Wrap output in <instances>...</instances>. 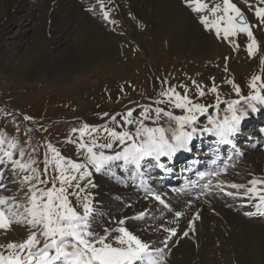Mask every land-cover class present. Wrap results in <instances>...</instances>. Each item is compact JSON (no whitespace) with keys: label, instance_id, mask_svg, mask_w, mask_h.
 <instances>
[{"label":"snow or ice","instance_id":"snow-or-ice-1","mask_svg":"<svg viewBox=\"0 0 264 264\" xmlns=\"http://www.w3.org/2000/svg\"><path fill=\"white\" fill-rule=\"evenodd\" d=\"M183 2L199 15L200 23L205 29L214 31L218 38H221L222 34L224 40H230L238 34H246L247 54L250 58L255 56L259 44L253 26L234 0ZM98 3L102 18L116 23L110 19L109 10L103 0H98ZM244 3L254 8L258 21L256 27H264V0H256L254 6L251 0H244ZM230 42L234 50L239 46L235 41ZM227 59L225 57V61ZM260 64L262 72L250 77V91L247 95H240L241 88L233 80L226 81L232 85L239 99L227 101L226 114L222 119L209 114L207 122L200 126L198 117L208 113V106L194 101L187 86L181 85L184 88L182 94L176 91V86H169L159 92L162 99L155 101L157 107L144 106L141 118H136L133 110L129 109L122 122L117 121L116 117L111 118L117 121L114 128L105 125L101 129L85 123L79 129H71V132L78 133L74 141L78 159L65 157L60 149L46 141L41 167L33 155L39 151L38 148L26 152L14 137H7L0 130V165L11 168L19 189L23 191L22 197L0 195V230L6 232L13 225L25 226L28 229L27 237L21 242L0 244V249H4L0 250V264H166V254L170 250L169 241L177 235L175 227L161 225L166 235L160 241V247L150 245L130 231L125 226L124 218L117 221L113 227L104 226L102 232L97 231V209L89 191L95 187L93 172L112 173L115 162L121 161L119 166L129 171L133 182L139 181L137 187L146 192L145 199L151 197L165 208H169V204L161 195L148 185L144 163L151 158L156 162V167H164L159 163L161 157L170 159L178 151L188 150L190 141L200 133H213L218 144L235 147L233 137L240 132L242 121L264 106V57L261 58ZM227 70L226 64L225 71ZM163 83L167 85L168 82ZM193 84L196 86V94L203 97V88L195 81ZM208 91L217 93L218 89L213 84ZM241 101L246 104V108L238 107ZM164 103L169 104L171 108L182 110V114L176 115L171 110L159 107ZM103 115L107 117L109 114ZM24 119L31 117L25 116ZM146 121H151V124ZM259 131L264 134V127ZM13 150H16V154ZM212 163L215 164V160ZM224 171L225 169L221 168L209 175L218 178ZM211 183L209 181L204 184L203 189L210 190ZM5 187L6 185L0 182V189ZM231 188L241 191L229 192L228 195L247 197L253 202L256 212L264 215V179L254 177L247 185L233 183ZM169 210L171 211L170 208ZM146 214V211H142L132 219L143 220ZM244 214L253 215L251 212ZM174 215L179 218L183 213L176 211ZM197 219H200L198 213L188 222L189 229L194 230V222ZM188 234V231L183 232L184 237Z\"/></svg>","mask_w":264,"mask_h":264},{"label":"bare ground","instance_id":"bare-ground-1","mask_svg":"<svg viewBox=\"0 0 264 264\" xmlns=\"http://www.w3.org/2000/svg\"><path fill=\"white\" fill-rule=\"evenodd\" d=\"M88 1L0 0V10L3 11L4 17L3 21H0V67L6 72H10L11 75L29 76L34 79L42 71L48 72L46 62L50 67L58 64V70L53 71L52 69L50 72L51 79L55 82H62L73 70H82L95 60L112 58L113 45L110 41L105 40L102 29L96 25L98 22H94L92 16L96 11H89V9H97L102 15L98 0H91L94 5H90ZM234 2L246 10L248 15L241 9L249 24L253 26V31L257 32L258 36L263 35L264 38V27H256L258 21L254 14V8L246 5L244 0H234ZM103 3L109 10L111 20L115 21L116 16L119 19L130 14L136 19L140 18L141 21L152 22L153 35L158 45L161 44L162 48L166 43L171 53L186 52L192 48L194 42L200 41L202 38V31L196 23V20H200L199 15L191 11L183 0H103ZM251 3L254 6L256 0H251ZM123 4L127 8L122 7ZM38 5L43 7L45 15L46 29H43V32L46 30L51 36L49 37V46L54 43L55 48L58 49L56 53L48 57L46 56L51 46L45 48L38 44L40 42H32L36 38L29 41L28 37L31 33L28 28L26 32L22 29L17 30L15 35L7 34L6 40L3 36L10 23L19 26L24 21L31 19L33 11ZM43 21L44 19H42ZM106 23L107 25L104 26L109 24L110 28L116 25V23L108 21ZM130 31L134 35L137 33L134 28H131ZM243 35L246 36V34ZM247 43L248 40L244 42L242 51L236 56L237 60L255 58L248 56ZM23 45L27 47V52H20V47ZM203 47L204 49L200 51L203 55H207L212 50L210 41ZM194 49L195 52H198L197 48ZM226 109L219 111L220 118L217 113L213 114L217 119H222L226 114ZM260 109H264V106H261ZM8 126L13 128L17 124L12 121ZM255 132L256 130L252 133ZM252 133L249 142L242 145L245 153H251L250 158L246 161H238L239 158L237 159L234 152L230 155L231 159L233 158L237 162L238 175L235 180L245 185L254 177L264 179V140ZM236 137H238V133ZM16 140L21 147L25 148L26 152H32L31 146L34 144L28 133L19 131ZM255 144L257 147L253 148ZM13 151L16 154V150ZM33 155L35 156L36 152ZM115 163L112 175L111 173L93 172L92 180L95 187L90 191L92 202L97 209L96 224L99 228L97 231L102 232L104 226L113 227L117 221L124 218L125 226L130 231L150 245L155 244L160 247V241L166 235L161 225L175 227L177 235L169 241L170 250L166 254V264H264V215L256 212L253 202L247 197L233 195L232 198L236 201L231 203L217 198L215 193H209V190L204 196L179 194L164 188L156 190L157 194L161 195L169 204L170 211L169 208H165L151 197L145 199L146 193L142 188L137 187L139 181L133 182L130 178L131 173L119 166L121 161ZM144 168L149 172L148 161L144 163ZM1 169L0 182L6 173L13 174L10 167L2 165ZM224 177L223 175L218 177L215 181L216 184L221 186L222 190L231 189V193H236L231 188V182H226L224 180L226 177ZM237 191L241 190L237 189ZM108 199H111L112 203L114 202L112 205L109 203L111 206L104 205ZM142 211L147 213L143 220L132 219ZM176 211L182 212L183 215L179 218L175 217ZM245 212H251L253 215L246 216ZM197 213L200 215V219L195 220L194 230L189 229L188 220H192ZM256 219L259 220L256 221ZM184 231H188L187 237L183 236ZM8 232V236L6 235L8 238H1L0 244L21 242L28 235V229L25 226L13 225Z\"/></svg>","mask_w":264,"mask_h":264},{"label":"rangeland","instance_id":"rangeland-1","mask_svg":"<svg viewBox=\"0 0 264 264\" xmlns=\"http://www.w3.org/2000/svg\"><path fill=\"white\" fill-rule=\"evenodd\" d=\"M88 2L90 5H94L91 0ZM122 7L126 6L123 4ZM34 10L31 19L24 21L21 25L16 26L10 23L3 36L6 40L7 34L15 35L17 30L22 29L26 32L28 28L31 33L28 37L29 41L36 38L32 42H40L38 44L45 48L52 47L48 49L46 56L48 57L56 53L58 49L55 48L54 43L49 46V37L51 36L46 30L43 32V29H46L43 7L38 5ZM95 11L92 16L94 22H98L96 25L102 29L105 40L110 41L113 45L112 58L95 60L82 70H73L62 82H55L51 79L50 72L52 69L53 71L58 70V64L50 67L46 62L48 72L42 71L34 79L29 76L11 75L10 72H6L0 67V130L7 137L15 139L18 137L19 131L28 133L34 144L31 146V150L39 149L35 156L41 167L43 166L46 141L60 149L65 157L78 159L74 143L78 133L71 132V129H79L85 123L101 129L105 125L114 128L117 121H123V117L129 109L133 110L136 118H141L144 106L157 107L155 101L162 99L159 92L169 86H176V91L181 94L184 92L181 85L187 86L189 95L194 101L208 106V113L198 117L199 125L203 126L207 122V115H214L213 113L218 115L219 111L227 108V101L239 99L232 85L226 83L227 80H233L241 88L240 95H247L250 91L248 86L250 77L262 72L260 60L264 57V38L263 35L258 36L257 32H254V35L258 41L259 49L255 58L252 59L253 61L236 59L243 49L247 36L238 34L236 37H231L230 40H224L221 34V38H218L214 31L205 29L200 20H196V23L202 31V41L194 42L192 48L186 52L171 53L166 43L162 48L161 44L158 45L153 35L152 22L141 21L140 18L136 19L127 14L124 18L120 17L121 19L116 16V25L110 28L109 24L104 26L107 23L105 24L106 21L104 22L100 11L97 9ZM244 12L247 14L246 10ZM3 19V11L0 10V21ZM42 19H44L43 22ZM99 24L103 25L99 26ZM131 28L135 29L136 35L130 31ZM209 41L212 45L211 52L207 55L201 54L203 46ZM230 41H235L239 46L234 50ZM44 47L43 49H45ZM194 48H197L198 52H195ZM21 51L27 52V47L21 46ZM225 57L228 58L227 61H225ZM226 64L227 71H225ZM163 81H167V85ZM193 81L205 91L203 97L196 94V86ZM213 84L218 89L217 93L208 91V88ZM217 95L219 101H217ZM245 106L243 101L238 105V107ZM159 107L171 110L176 115L182 114V110L171 108L167 103L161 104ZM103 113L109 115L106 117ZM25 116L31 117V119L26 120ZM220 116L221 114L218 115V118ZM112 117H116L117 121H113ZM12 121L17 124L16 127L14 126L15 128L8 126ZM146 123L151 124V121H146ZM161 123L163 124V121ZM250 155V152H246L238 161H246ZM236 164L237 162L230 171L223 175L226 177L224 180L228 183L231 182L230 184L239 183L235 180L238 175ZM1 168L2 165H0V171ZM15 180L14 174L6 173L1 181L6 187L0 189V195L22 197L23 191L19 189V184ZM234 191L238 192L237 189ZM216 197L231 203L236 201ZM72 199L74 200V198ZM109 203L112 205L114 202L112 203V200L108 199L104 205L111 206ZM258 220L256 219V221ZM7 232L0 231V239H7L9 234Z\"/></svg>","mask_w":264,"mask_h":264}]
</instances>
